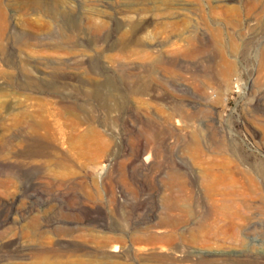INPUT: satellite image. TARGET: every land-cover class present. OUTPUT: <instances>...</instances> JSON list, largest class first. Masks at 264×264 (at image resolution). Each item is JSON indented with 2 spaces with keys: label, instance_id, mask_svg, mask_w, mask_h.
<instances>
[{
  "label": "rangeland",
  "instance_id": "obj_1",
  "mask_svg": "<svg viewBox=\"0 0 264 264\" xmlns=\"http://www.w3.org/2000/svg\"><path fill=\"white\" fill-rule=\"evenodd\" d=\"M263 202L264 0H0V264H264Z\"/></svg>",
  "mask_w": 264,
  "mask_h": 264
},
{
  "label": "bare ground",
  "instance_id": "obj_2",
  "mask_svg": "<svg viewBox=\"0 0 264 264\" xmlns=\"http://www.w3.org/2000/svg\"><path fill=\"white\" fill-rule=\"evenodd\" d=\"M146 146H147V144L145 145V147ZM148 151H149V153H148V155H146L145 159H148L150 157V152L155 155V156L153 155L154 157H157L158 156L159 149H158L157 146L152 145V143L149 145ZM230 164L231 163H229V162H227V163L224 162V164H222V166H221V170L219 172H217V173L215 172V176H217L218 178H220L221 181L225 185H228L229 187H226L224 190H221V197H220L221 198V201L218 202V203L215 202V201H213L214 202V207H212V208H213V212L215 214H218V215H221V216H223V215H229V216L235 217V218L238 216V218H239V215L241 213V212L238 211V207L240 205L239 204V202H240L239 200L242 199V198H245L246 199V195H248L250 193L248 191H246V190H243V189H240V188L237 187V186H239V184H238L239 183V177L237 176L236 173H239L240 169H239L238 172H236V171L233 172L232 171L233 167H231L232 164L231 165ZM235 166H237V165L234 164V167ZM175 171L177 172V170L174 168V170L172 171V173L174 172V174H175ZM250 178H252V177H250ZM252 180H253V178H252ZM251 196H253V195H251ZM220 198H218V199H220ZM245 199H242V200H245ZM248 202H247V204H248ZM243 203H244V201H243ZM244 204H246V203H244ZM249 205H251V204H249ZM261 206H262V204H261ZM173 207H174V204H173ZM212 208H211V210H212ZM213 212H210V213H213ZM241 216H243V215L241 214ZM161 248H163V246ZM204 260L206 262H208V263L214 262V261H218V259L215 258V257L214 258H207V259L205 258Z\"/></svg>",
  "mask_w": 264,
  "mask_h": 264
}]
</instances>
